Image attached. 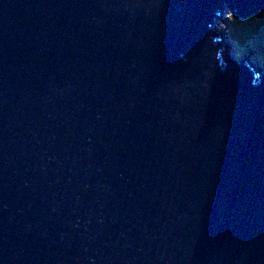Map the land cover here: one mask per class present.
<instances>
[{"label": "water", "instance_id": "obj_1", "mask_svg": "<svg viewBox=\"0 0 264 264\" xmlns=\"http://www.w3.org/2000/svg\"><path fill=\"white\" fill-rule=\"evenodd\" d=\"M225 5L264 0H0V264H264V74Z\"/></svg>", "mask_w": 264, "mask_h": 264}, {"label": "rangeland", "instance_id": "obj_2", "mask_svg": "<svg viewBox=\"0 0 264 264\" xmlns=\"http://www.w3.org/2000/svg\"><path fill=\"white\" fill-rule=\"evenodd\" d=\"M225 11L221 12V19L218 18L215 23V27L218 29L221 40L225 44V48H227V52L230 57L239 62L245 56L242 55V50H251V47L256 46L258 44L257 49H255L252 53H247L246 58L248 61H251L250 64L264 71V66L262 68L256 63L257 57L264 59V50L260 49L259 46V37L264 38V16L261 17L260 14H264V8H260L256 11L250 12L246 15L240 14L242 17L238 15V13L232 12L234 17L231 16L228 7L225 5ZM246 16V17H245ZM263 39H261V42ZM252 57V58H251ZM264 64V63H262ZM256 68V69H257Z\"/></svg>", "mask_w": 264, "mask_h": 264}, {"label": "trees", "instance_id": "obj_3", "mask_svg": "<svg viewBox=\"0 0 264 264\" xmlns=\"http://www.w3.org/2000/svg\"><path fill=\"white\" fill-rule=\"evenodd\" d=\"M260 16L261 17H263L264 16V14H260ZM264 37V36H263ZM259 39V44H261V46H259L260 47V49H262V50H264V38H261V39H263V41L261 42V39H260V37L258 38ZM256 46H258V44H256ZM256 46H254V47H251V50L249 49V50H247V51H245V50H242L243 52H242V55H244V56H246V54L247 53H251V56H253V58L255 57V55H252L253 53V51L255 50V49H257V47ZM252 58V57H251ZM256 63L262 68L263 66H264V64H262V63H264V59H261V58H259V57H257V60H256Z\"/></svg>", "mask_w": 264, "mask_h": 264}, {"label": "clouds", "instance_id": "obj_4", "mask_svg": "<svg viewBox=\"0 0 264 264\" xmlns=\"http://www.w3.org/2000/svg\"><path fill=\"white\" fill-rule=\"evenodd\" d=\"M263 8H264V7H263ZM247 58H248V57H247ZM247 58H246V59H247ZM247 61H248V60H247ZM250 62H251V61H248V65L251 66L253 69L259 71L258 69H256V67H255L254 65L250 64ZM259 67H260V66H259Z\"/></svg>", "mask_w": 264, "mask_h": 264}, {"label": "bare ground", "instance_id": "obj_5", "mask_svg": "<svg viewBox=\"0 0 264 264\" xmlns=\"http://www.w3.org/2000/svg\"><path fill=\"white\" fill-rule=\"evenodd\" d=\"M221 16V15H220ZM246 17V16H245ZM221 19V17H219ZM219 20V19H218ZM217 22V21H216Z\"/></svg>", "mask_w": 264, "mask_h": 264}]
</instances>
